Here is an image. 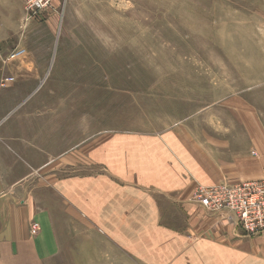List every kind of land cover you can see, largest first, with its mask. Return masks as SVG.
Listing matches in <instances>:
<instances>
[{
	"label": "crops",
	"instance_id": "crops-1",
	"mask_svg": "<svg viewBox=\"0 0 264 264\" xmlns=\"http://www.w3.org/2000/svg\"><path fill=\"white\" fill-rule=\"evenodd\" d=\"M23 4L0 0V42ZM232 91L160 132L104 131L85 158L82 140L52 152L33 105L0 114V264H264V233L193 199L197 185L264 179V77ZM56 159L73 171L53 177Z\"/></svg>",
	"mask_w": 264,
	"mask_h": 264
},
{
	"label": "rangeland",
	"instance_id": "rangeland-1",
	"mask_svg": "<svg viewBox=\"0 0 264 264\" xmlns=\"http://www.w3.org/2000/svg\"><path fill=\"white\" fill-rule=\"evenodd\" d=\"M52 6L0 42V114L33 105L22 109L33 108L52 152L82 140L85 158L104 131L160 132L264 77V0ZM57 164L49 165L55 178L73 171ZM89 251L84 263H94Z\"/></svg>",
	"mask_w": 264,
	"mask_h": 264
},
{
	"label": "built area",
	"instance_id": "built-area-1",
	"mask_svg": "<svg viewBox=\"0 0 264 264\" xmlns=\"http://www.w3.org/2000/svg\"><path fill=\"white\" fill-rule=\"evenodd\" d=\"M54 0H24L23 20L34 19L44 10L53 8ZM12 78H5L6 85ZM193 199L211 214L226 213L235 227L245 235L264 233V179L233 185H197ZM30 233L39 230L36 222L30 224Z\"/></svg>",
	"mask_w": 264,
	"mask_h": 264
}]
</instances>
